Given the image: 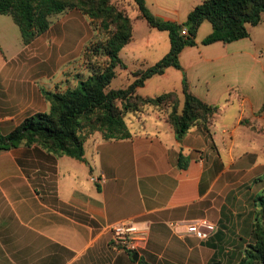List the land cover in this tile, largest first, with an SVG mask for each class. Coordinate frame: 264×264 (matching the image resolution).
Returning a JSON list of instances; mask_svg holds the SVG:
<instances>
[{"label":"crops","instance_id":"crops-1","mask_svg":"<svg viewBox=\"0 0 264 264\" xmlns=\"http://www.w3.org/2000/svg\"><path fill=\"white\" fill-rule=\"evenodd\" d=\"M5 16L0 14L2 134L48 110L44 91L67 88L54 69L59 50L45 68L40 40L50 25L6 56L11 25ZM256 42L248 34L203 44L197 56L179 63L196 97L221 111L235 102L239 109L233 122L218 123V134L210 128V138L191 128L176 139L163 116L147 109L126 121L130 137L90 135L81 160L34 144L0 149V264H237L250 241L251 196L264 185L263 179L247 193L250 211L243 212L241 224L228 198L245 186L239 177L264 174V161L256 162L264 149V111L257 112L264 100V50ZM144 63L142 58L139 65ZM145 122L150 130H141ZM252 186L250 180L245 190ZM119 219L147 225L142 248L124 252L109 246V224ZM195 220L211 223L212 232L199 238L169 226Z\"/></svg>","mask_w":264,"mask_h":264},{"label":"trees","instance_id":"trees-1","mask_svg":"<svg viewBox=\"0 0 264 264\" xmlns=\"http://www.w3.org/2000/svg\"><path fill=\"white\" fill-rule=\"evenodd\" d=\"M141 18L152 28L168 35L167 52L156 62L131 70L132 80L123 87L109 88L116 67L124 68L119 50L131 40L132 21L126 8L113 0H0V14L7 15L17 26L20 43L26 45L47 31L50 17L69 10L85 15L102 36L86 47L88 74L77 78L73 87L61 91H44L49 103L45 112L24 117L6 134L0 133V149L18 145H38L55 155L82 159L83 143L97 133L103 139H121L131 133L125 118L130 114L139 118L147 109L161 114L181 139L191 128L201 129L211 136V125L219 113L217 104L206 103L188 88L184 72L178 63L180 50L193 43V36L202 21L210 24V31L201 44H222L247 37V26L263 21L264 0H201L180 23L154 16L145 0H131ZM184 27L186 35L179 33ZM181 69L180 89L155 95H139L136 88L165 68ZM264 111V100L258 113ZM262 176L251 179L261 182ZM252 218L250 241H246L237 264H264V185L251 196Z\"/></svg>","mask_w":264,"mask_h":264},{"label":"rangeland","instance_id":"rangeland-1","mask_svg":"<svg viewBox=\"0 0 264 264\" xmlns=\"http://www.w3.org/2000/svg\"><path fill=\"white\" fill-rule=\"evenodd\" d=\"M121 3L125 8L127 15L132 21L131 40L126 43L118 52L124 68L116 67L114 69V76L110 79L109 88H119L128 84L132 80L131 70L136 67H145V65L156 62L162 55H164L169 47L168 35L164 30H158L149 27L141 18L135 17L137 12L131 5V0H113ZM200 0H145L148 10L158 18L168 17L173 22L180 24L186 17L188 10L199 3ZM263 21L256 25H248V34L254 41L261 42L264 40V14H262ZM11 25V32L6 31L4 40V54L10 56L18 51L21 47L20 37L17 26L13 23L9 16H5ZM210 31V24L207 21H202L198 26L194 36L193 43L186 45L180 55H178V63L181 60H188L198 55L197 47H201V39ZM102 36L97 31L95 25L89 22V19L76 10H69L56 14L50 17V29L41 36V43L46 47L45 51V68L48 70L51 67L53 60L52 51H60V63L57 64L56 58L54 63L55 71L61 75L60 86L72 87L77 78L84 77L88 74V61H90L84 53L87 52L86 47ZM260 51L264 50V41L258 43ZM188 46V47H187ZM185 47V46H184ZM145 59L143 65L139 62ZM92 61V60H91ZM52 69V68H51ZM50 69V71H51ZM181 78V69L175 67H167L164 72L159 75H154L147 78L142 87L136 88V93L139 95H155L165 91L173 90L177 93L180 89L179 79ZM238 107L236 102L229 105L226 110H223L216 115L211 129L216 134L219 133L217 128L218 123L233 122L234 117L238 115ZM127 122L132 120L130 114L125 118ZM215 125V126H214ZM149 122H145V126L141 130H150ZM249 146H253L250 145ZM248 149V145H245ZM264 161V149H260L256 153V162ZM255 176V175H254ZM245 180L242 185L243 188L238 189L235 196H229V201L235 203L236 211L238 212L237 220L243 224L242 218L245 211H250V205L244 204L249 201L247 193L255 190L260 186V183H254L251 190H245L246 185L249 184L251 177L249 175H242L239 177ZM262 184V183H261Z\"/></svg>","mask_w":264,"mask_h":264},{"label":"built area","instance_id":"built-area-1","mask_svg":"<svg viewBox=\"0 0 264 264\" xmlns=\"http://www.w3.org/2000/svg\"><path fill=\"white\" fill-rule=\"evenodd\" d=\"M179 33L186 35L184 27ZM169 226L178 233H192L199 238L206 237L213 230V225L205 220L186 223L170 222ZM109 246L117 251L135 252L142 248L146 240L147 225L142 221L119 219L109 224Z\"/></svg>","mask_w":264,"mask_h":264},{"label":"water","instance_id":"water-1","mask_svg":"<svg viewBox=\"0 0 264 264\" xmlns=\"http://www.w3.org/2000/svg\"><path fill=\"white\" fill-rule=\"evenodd\" d=\"M135 257H136V253H133V254H132V258H135Z\"/></svg>","mask_w":264,"mask_h":264}]
</instances>
